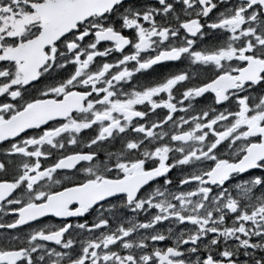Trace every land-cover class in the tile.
Listing matches in <instances>:
<instances>
[{"label":"snow or ice","instance_id":"6c2138e0","mask_svg":"<svg viewBox=\"0 0 264 264\" xmlns=\"http://www.w3.org/2000/svg\"><path fill=\"white\" fill-rule=\"evenodd\" d=\"M0 264H264V0H0Z\"/></svg>","mask_w":264,"mask_h":264},{"label":"flooded vegetation","instance_id":"af4514ba","mask_svg":"<svg viewBox=\"0 0 264 264\" xmlns=\"http://www.w3.org/2000/svg\"><path fill=\"white\" fill-rule=\"evenodd\" d=\"M166 64L168 65V67L167 68H161V66H155V68H156V73H153V76L152 77H149V78H147V80H151V79H153V78H160V76L159 75H157V73H162V74H167L169 71H175V70H177V67H183L184 65H180V63L179 62H166ZM150 72L152 71V70H149ZM138 76L140 75V74H137ZM142 80H144L145 78H141ZM202 99V98H201ZM210 102V101H209ZM166 110H157V112L159 113V115L162 117L163 115H164V112H165ZM181 113H177L176 115L178 116V115H180ZM152 118H155V117H152ZM91 134V131L90 130H86L82 135H84L85 137L86 136H88V135H90ZM107 147H109L111 150H115V148H113V147H111V146H107ZM116 147H119V145H116ZM101 157L103 158V152H101ZM177 175V173L174 171L173 173H172V176L173 177H175ZM154 186H155V184H154ZM173 190H175V186H173ZM125 215L127 216V217H130V216H132L133 214L132 213H130V212H125ZM140 220H143L144 219V216H143V214H141L139 217H138ZM94 219V216H88V220L89 221H92ZM48 222H51V223H58L59 222V220H58V218H53L51 221H48V220H46L45 219V223H48ZM71 222H73V223H75V222H77V218H71ZM80 222H83V218H80ZM167 226H168V222L167 221H165L164 222V224H163V226H161V230H165L166 228H167ZM157 246H164V242H160V244H158Z\"/></svg>","mask_w":264,"mask_h":264}]
</instances>
